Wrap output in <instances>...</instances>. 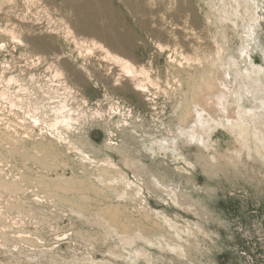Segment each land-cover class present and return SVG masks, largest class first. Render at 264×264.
Segmentation results:
<instances>
[{"label": "rangeland", "instance_id": "1", "mask_svg": "<svg viewBox=\"0 0 264 264\" xmlns=\"http://www.w3.org/2000/svg\"><path fill=\"white\" fill-rule=\"evenodd\" d=\"M0 264H264V0H0Z\"/></svg>", "mask_w": 264, "mask_h": 264}, {"label": "bare ground", "instance_id": "2", "mask_svg": "<svg viewBox=\"0 0 264 264\" xmlns=\"http://www.w3.org/2000/svg\"><path fill=\"white\" fill-rule=\"evenodd\" d=\"M91 5H92L91 2H87V3L82 4L81 6H78L76 9L79 10L80 15L82 16L81 13H84L83 10H86V9L90 8ZM83 16H84V14H83ZM92 17H93L92 14H88L87 15V19H91ZM79 18H80V21L81 22L84 21V19L82 17H79ZM85 33H86V35H88L90 37H95L96 39L104 42V44L112 47L116 51H120L122 53H128V54H132V53H134L136 51V46L134 45V42H133L134 35L131 32L129 34L131 35L132 38L129 37L128 40L126 38H123V37H118L116 39H113L110 35L109 36H106V34H103L101 31L97 30L96 28H92V27H90L87 31H85ZM96 58L99 60L98 57H96ZM100 58H102V57H100ZM103 58H105V57H103ZM100 61H103V59H100ZM115 61L117 62L119 60L115 59ZM105 68H106V71L104 70V75L103 76L106 77L107 74H108L109 68L107 66ZM126 73L129 74L130 71L129 70H126ZM113 75L115 77V74H113ZM110 79H113V77L112 78L110 77ZM130 89H132V90H130ZM129 90L130 91H134V92H137L138 91L137 88H135V87H132V88L129 87ZM239 124H240V122L237 123V124L235 123L234 126H235V128H237V129L239 128V130H241L242 125H239Z\"/></svg>", "mask_w": 264, "mask_h": 264}]
</instances>
